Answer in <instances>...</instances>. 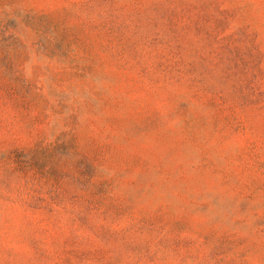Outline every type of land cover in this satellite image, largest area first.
Masks as SVG:
<instances>
[{"label": "rangeland", "instance_id": "obj_1", "mask_svg": "<svg viewBox=\"0 0 264 264\" xmlns=\"http://www.w3.org/2000/svg\"><path fill=\"white\" fill-rule=\"evenodd\" d=\"M0 264H264V0H0Z\"/></svg>", "mask_w": 264, "mask_h": 264}]
</instances>
